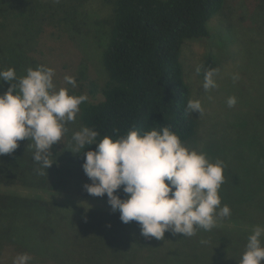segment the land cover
Here are the masks:
<instances>
[{
  "label": "rangeland",
  "instance_id": "obj_1",
  "mask_svg": "<svg viewBox=\"0 0 264 264\" xmlns=\"http://www.w3.org/2000/svg\"><path fill=\"white\" fill-rule=\"evenodd\" d=\"M114 2L0 0V71L15 69L17 80L12 83L17 84L27 69L43 65L54 69L56 91L66 88L70 95L100 102L107 82L103 53ZM73 5H82L78 32L74 23L61 25ZM209 29L210 38L190 40L182 52L192 100H199L204 109L202 115L195 112L196 139L183 145L206 154L212 163H223L221 202L243 201L248 197L239 196L243 181L256 183L257 191L264 189V160L260 165L256 159L258 153L264 156V0H225ZM209 58L217 65V86L205 91ZM234 75L239 77L235 81ZM66 76L75 78V87ZM10 85L0 83V95ZM229 97L237 99L235 106H228ZM80 115L81 110L75 121L65 124L61 142L51 148L50 163L62 171L51 172L50 183L57 181L58 190L43 188L36 179L31 181L38 183L34 187L0 184V198H8L6 204L0 202V264H14L23 253L32 257L29 264H233L241 259L245 250L232 247L240 239L236 236L232 241L234 221L224 238L231 248L227 251H217L218 221L212 230L198 229L192 237L166 231L162 239L147 238L136 221H121L106 194L92 196L79 188L77 179L92 183L71 151L73 134L81 129ZM25 147L35 151L29 139ZM117 194L127 199L123 186Z\"/></svg>",
  "mask_w": 264,
  "mask_h": 264
},
{
  "label": "clouds",
  "instance_id": "obj_2",
  "mask_svg": "<svg viewBox=\"0 0 264 264\" xmlns=\"http://www.w3.org/2000/svg\"><path fill=\"white\" fill-rule=\"evenodd\" d=\"M201 67L196 68L199 73ZM54 69L39 66L27 69L17 84L13 68L0 71V83L11 82L7 92L0 95V155L11 154L19 141L29 139L34 144V161L41 169H48L51 148L61 142L67 131L65 124L75 121L86 95H70L66 88L56 91ZM217 69L205 72V91L216 87ZM238 75L233 76L237 80ZM65 80L76 86L74 77ZM237 99L229 97V107ZM187 111L204 112L199 100H189ZM87 126L73 134V153L87 148L83 170L92 181L85 184L86 191L97 197H108L111 209L119 211L127 224L136 221L141 234L147 238L162 239L166 231L196 235L198 229L212 230L219 218L231 215L229 206L221 207L219 189L225 181L224 165L212 163L206 154L185 147L179 136L169 127L153 129L140 134L129 130L126 135L113 139ZM167 181V182H166ZM123 186L127 199L118 195ZM32 257L23 253L14 264H29ZM239 264H264V226H256L248 236L246 250Z\"/></svg>",
  "mask_w": 264,
  "mask_h": 264
},
{
  "label": "trees",
  "instance_id": "obj_3",
  "mask_svg": "<svg viewBox=\"0 0 264 264\" xmlns=\"http://www.w3.org/2000/svg\"><path fill=\"white\" fill-rule=\"evenodd\" d=\"M224 5L225 0H115L108 43L103 53L107 73V82L101 90L103 100L98 103L86 100L80 105V127L98 131V142L104 136L118 139L129 130L143 134L160 130L162 126L175 132L182 144L194 141L198 120L195 112L186 110L192 93L185 77L182 52L188 41L210 38L209 24ZM81 7L68 8L61 25L74 23V31L78 32ZM205 68L206 71L217 69V65L209 58ZM26 142L27 139L19 141V147L13 153L0 155V184L34 187L39 183L43 188L58 190L57 181L50 183L51 172L62 171L55 166L41 169L33 159L34 148L27 150ZM88 147V150H95L96 145L86 146L81 153H76L81 169L85 162L82 153ZM258 154L256 159H260L261 165L264 156ZM32 179L39 182L34 184ZM72 179L74 181L75 176ZM76 183L85 189L83 182L77 179ZM256 186L254 182L246 184L243 181L244 190L239 196H248L243 201L222 199L221 207L229 206L231 215L217 220L218 252L231 249L224 238L231 231L232 221V241L234 237H240L232 246L237 250H246L248 236L256 226H264V189L257 191ZM7 200L6 196L0 198L3 205ZM240 213L243 218L239 217ZM239 260L233 264H239Z\"/></svg>",
  "mask_w": 264,
  "mask_h": 264
}]
</instances>
